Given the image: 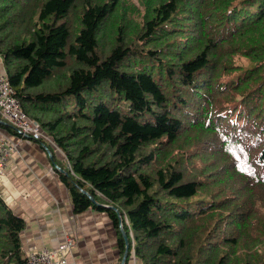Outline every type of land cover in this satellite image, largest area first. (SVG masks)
Segmentation results:
<instances>
[{"label": "trees", "instance_id": "16d2710c", "mask_svg": "<svg viewBox=\"0 0 264 264\" xmlns=\"http://www.w3.org/2000/svg\"><path fill=\"white\" fill-rule=\"evenodd\" d=\"M78 1L0 0L6 77L72 211L121 220L140 264H264V0ZM24 227L0 194V264H25Z\"/></svg>", "mask_w": 264, "mask_h": 264}, {"label": "crops", "instance_id": "0c3cea01", "mask_svg": "<svg viewBox=\"0 0 264 264\" xmlns=\"http://www.w3.org/2000/svg\"><path fill=\"white\" fill-rule=\"evenodd\" d=\"M2 69L0 56V73ZM1 135H12L3 121ZM54 143L51 137L22 143L11 154L5 175L0 176L2 198L25 221L20 231L23 252L28 247L54 248L64 235L73 233L76 242L66 253L67 264H120L125 248V243L122 249L119 246L120 236L123 238L120 228L105 209L89 206L72 211L70 192L59 176V165L66 166V158L58 154ZM134 257L128 253L126 264ZM135 262L140 264L137 258Z\"/></svg>", "mask_w": 264, "mask_h": 264}, {"label": "built area", "instance_id": "2783aa9c", "mask_svg": "<svg viewBox=\"0 0 264 264\" xmlns=\"http://www.w3.org/2000/svg\"><path fill=\"white\" fill-rule=\"evenodd\" d=\"M0 121H3L12 129V135L0 136V176H3L8 167L11 154L17 151L22 143L50 139V136L42 130L39 122L24 112L19 99L15 95V90L4 72L0 73ZM50 170L52 171L51 167ZM119 227H122L121 220H119ZM129 237L131 240L130 249L134 257V242L131 231H129ZM75 242L76 236L73 233H68L54 248L34 249L28 247L24 251L25 264H67L66 253ZM130 264H136L135 257Z\"/></svg>", "mask_w": 264, "mask_h": 264}, {"label": "rangeland", "instance_id": "374dc122", "mask_svg": "<svg viewBox=\"0 0 264 264\" xmlns=\"http://www.w3.org/2000/svg\"><path fill=\"white\" fill-rule=\"evenodd\" d=\"M135 1V0H134ZM78 2H81V0H79ZM67 21H68V24H69V26L71 27V26H73L74 25V23H75V16H74V14L73 13H70L69 14V16H68V18H67ZM106 35V34H105ZM194 35V34H193ZM182 57H184V56H186V54H184V53H182V55H181ZM237 61H242L241 59H237ZM73 60H72V57H68L67 58V60H66V64H64V66H62V67H59L58 69H56L55 71H54V74H53V76H51V77H49V78H47V80H46V82H44V85L45 86H53V85H55L56 83H62L63 81H62V75H64V74H67L68 72H70V69L72 68V66H73ZM236 99H238V95H237V93H236ZM56 144V143H55ZM55 146V149H57V152H58V154H60V155H62L64 158H66L65 157V155H64V153H63V151L57 146V145H54ZM66 160V166L68 167V162H67V159H65ZM62 169V168H61ZM9 206V205H8ZM10 207V206H9ZM11 208V207H10ZM12 210V209H11ZM13 211V210H12ZM14 212V211H13ZM15 213V212H14ZM127 238H128V236H127ZM131 241V240H130ZM238 245L239 244H237L236 245V248H237V251L239 252L238 253V255L239 254H244L245 253V250L244 249H242L240 246L238 247ZM249 245V244H248ZM248 245H246V246H248ZM247 248V247H246ZM130 252H131V249H130ZM128 253H129V249H128ZM132 253V252H131ZM23 254H24V252H23Z\"/></svg>", "mask_w": 264, "mask_h": 264}, {"label": "water", "instance_id": "95a60500", "mask_svg": "<svg viewBox=\"0 0 264 264\" xmlns=\"http://www.w3.org/2000/svg\"><path fill=\"white\" fill-rule=\"evenodd\" d=\"M1 72H4V73H5V69H2ZM58 169H60V168H58ZM60 170H61V172L63 171V169H60ZM82 192L88 194L87 191H85V190H82ZM88 196L91 198V201H92V202H95L96 204H99V203L96 202V201L94 200V198H92L89 194H88ZM101 205H102V206H105V207H109V208H111V209L117 211V208H116L114 205H111V204H101ZM120 230H121V232H122V236H123L124 243H125V248H124V252H123V256H122V260H121L120 264H125V262H126V258H127V255H128L129 244H128V238H127V234H126V232L124 231V229H123L122 227H120Z\"/></svg>", "mask_w": 264, "mask_h": 264}]
</instances>
